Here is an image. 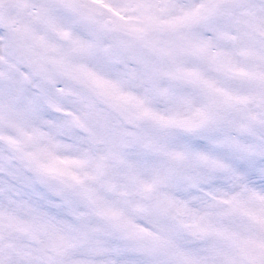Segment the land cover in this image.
Here are the masks:
<instances>
[{"label": "snow or ice", "instance_id": "snow-or-ice-1", "mask_svg": "<svg viewBox=\"0 0 264 264\" xmlns=\"http://www.w3.org/2000/svg\"><path fill=\"white\" fill-rule=\"evenodd\" d=\"M0 264H264V0H0Z\"/></svg>", "mask_w": 264, "mask_h": 264}]
</instances>
